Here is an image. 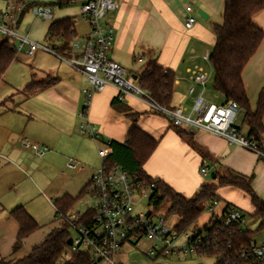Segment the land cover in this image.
Here are the masks:
<instances>
[{
  "label": "crops",
  "instance_id": "0c3cea01",
  "mask_svg": "<svg viewBox=\"0 0 264 264\" xmlns=\"http://www.w3.org/2000/svg\"><path fill=\"white\" fill-rule=\"evenodd\" d=\"M10 1L20 0H0V9H4ZM57 1L28 0L17 24L20 34L31 40L34 36L37 42L44 39L53 44L54 53L38 49L32 54L38 51L53 54L55 57H50L52 63L40 66L42 70L37 73L25 74L24 79L14 86L6 82L9 70L0 82V85H8V90L0 89V261L16 262L26 258L53 229L62 226V219L60 215L56 216L53 202L64 195L76 196L87 187L100 168L98 149L105 147L108 141L124 143L133 126L158 142L144 164L146 174L164 181L185 198L195 195L207 178L208 175L200 173L202 167L209 168L210 172L215 167H224L252 177L253 190L264 200V159L258 154L195 129L189 131L191 139H188L178 133V130L185 129L174 128L165 116L150 109L140 99L127 96L120 102L117 99L118 90L111 85L94 96L87 115L82 116L85 103L82 91L90 89L91 85L82 72L68 64L69 58L58 56L60 40L47 39L46 36L53 22L67 18L73 20L79 38L88 35L89 27L80 13L82 3L80 7L75 4L59 8ZM225 1L116 0L117 10L106 18V23L114 30V48L110 58L124 67L131 77L140 74L152 60L175 72L174 95L177 101L174 102L173 95L172 108L190 109L192 105L186 104L187 95L191 98L188 94L191 86L188 71L194 67L205 69L204 55L207 51L211 52L208 47H214L216 43L213 27L219 25V21L223 22ZM38 5L53 7V18L37 17L32 9ZM199 10L204 11L208 19L204 20L198 14ZM189 17H194L196 22L192 29L187 30L184 23ZM80 20L88 28L85 36L77 33L76 25ZM253 21L264 31V10L258 12ZM30 24L34 25L32 32L28 31ZM37 26L40 35L34 32ZM25 49L27 51V47ZM44 78H56L57 82L42 92L29 96L24 93V88L32 79ZM242 78L250 106L254 109L264 86V39L244 68ZM86 125L95 128L99 135L97 140L82 131ZM24 140L46 149L44 155L40 156L31 147H25ZM72 160L81 169H69L67 164ZM55 171L63 180V186L54 194H49L51 189L43 188V185L52 181ZM48 195H53L55 200ZM217 196L221 202L215 207L213 215L221 214L228 206L240 210L245 215L242 229L254 234V244H264L261 219L255 216L249 196L229 186L219 188ZM19 207L26 210L39 228L15 249L20 226L10 212ZM211 217L212 214L205 210L197 225H205ZM133 246L137 245H124L119 256L121 264H144L142 259L132 258Z\"/></svg>",
  "mask_w": 264,
  "mask_h": 264
},
{
  "label": "built area",
  "instance_id": "2783aa9c",
  "mask_svg": "<svg viewBox=\"0 0 264 264\" xmlns=\"http://www.w3.org/2000/svg\"><path fill=\"white\" fill-rule=\"evenodd\" d=\"M27 1H10L4 9H0V39H9L16 52L27 47L29 56L38 49L54 53V49L19 33L17 24ZM117 8L116 0H88L80 7L81 16L89 27V33L84 38L77 37L72 41V55L67 62L71 67L82 72L91 85L90 89L82 91L85 103L81 115L86 116L94 96L111 85L118 90L117 99L120 102H123L127 96L136 97L145 102L150 109L165 116L173 127L183 128L188 132L195 129L211 133L223 138L229 145L264 156L259 151L256 140L248 131L242 130L240 120L242 108L234 101L216 104L207 99L206 88L210 72L206 69L194 67L188 71V80L191 83L188 94L192 98L190 109L161 107L147 92L135 84L124 67L110 58L114 48V30L106 23V18ZM32 12L39 18L51 20L54 9L50 6L38 5L32 9ZM195 22L194 17H189L184 26L190 30ZM209 59L210 52L207 51L204 61L211 67ZM219 97L220 94L216 92L214 98ZM82 131L94 140L99 138L91 125L83 127ZM23 144L34 149L40 156H43L46 150L26 140ZM109 154L107 145L98 149L101 163L91 179L90 193L94 194L96 204L91 208L93 216L89 224L79 226L75 221L61 218L62 225L65 222L69 223L75 230L76 237H71L73 244L63 252L60 264L70 262L75 250L88 253L92 264H121L119 256L124 245H137L141 240L151 242V247L147 251V256L150 258L197 255L230 262L228 252L231 251L233 244L222 238V230L238 228L242 225L245 217L240 210L229 208L221 214L213 215L219 203H208L206 210L214 216L208 223L178 232L167 222L164 215L152 211H137L136 204L148 198L149 189H145L136 177L130 176L118 166H110ZM67 167L74 170L81 169L74 160L70 161ZM209 172L207 167H202L200 170L203 176L209 175ZM206 225H209L208 229L204 228ZM182 235L184 242L179 240ZM238 257L244 262L243 264H255V260L260 261L258 264H264V244H254L251 250H242Z\"/></svg>",
  "mask_w": 264,
  "mask_h": 264
},
{
  "label": "trees",
  "instance_id": "16d2710c",
  "mask_svg": "<svg viewBox=\"0 0 264 264\" xmlns=\"http://www.w3.org/2000/svg\"><path fill=\"white\" fill-rule=\"evenodd\" d=\"M87 1L58 0L56 6L64 8L75 4H85ZM262 10H264V0H226L222 15L223 22L213 27L216 43L210 52L209 61L215 75L213 89L222 96L224 101H234L242 108L241 127L247 128L249 135L256 140L259 151L264 154V86L258 94L255 108L252 109L242 78L244 68L264 39V31L253 21L254 16ZM46 38H58L61 42L57 49L58 56L70 58L72 41L77 38L73 20L67 18L53 22ZM12 45L9 39H0V82L17 58V52ZM135 76H137V85L147 92L156 104L173 109L171 104L176 87L175 72L164 69L152 60L146 64L140 74ZM56 82V78L32 79L24 88V93L29 96L42 92ZM178 133L188 139L191 137L190 133L184 130H178ZM106 145L110 150L109 165L118 166L130 176L136 177L145 189H149L147 199L150 210L148 211L158 212L160 207L168 202L169 207L165 217L167 219L171 215L178 219L174 225L178 232H184L197 226V221L206 210L207 204L221 202L217 196L218 189L227 186L237 188L249 196L255 208V216L261 219V229H264V200L260 199L253 190L252 177L241 175L228 168L215 167L213 168V173L216 175L214 182L202 185L195 195L185 198L164 181L154 179L144 171V164L156 149L158 142L141 129L133 126L124 143L108 141ZM260 157L264 159V156ZM90 188L91 183L76 196L64 195L56 199L53 202L56 216L60 215L63 220L69 219L74 206L90 193ZM229 208L233 207L228 206L225 210ZM10 216L20 226L14 246L18 249L23 240L35 232L39 226L23 207L10 212ZM92 216L93 211L90 209L80 215L75 223L79 226H86ZM209 225L204 228L208 229ZM69 229V223L65 222L61 227L53 229L42 243L34 246L26 258L16 262L2 259L0 264H60L63 252L71 248L67 244L71 237ZM222 238L233 244L231 251L228 252L230 262L226 263L219 259L215 261V264H243L244 262L238 256L242 250H251L254 245V234L249 230H243L240 226L222 230ZM254 263L258 264L260 261L255 260ZM66 264H92L91 256L75 250L72 260Z\"/></svg>",
  "mask_w": 264,
  "mask_h": 264
},
{
  "label": "rangeland",
  "instance_id": "374dc122",
  "mask_svg": "<svg viewBox=\"0 0 264 264\" xmlns=\"http://www.w3.org/2000/svg\"><path fill=\"white\" fill-rule=\"evenodd\" d=\"M38 1L39 2H47V0H38ZM77 6L80 7L79 4H77ZM221 22L222 21H219L218 24L221 25L222 24ZM33 26L34 25H32V24L29 25V27H28L29 32H32ZM76 28H77V33L80 36H85L87 34L86 32H88V28L82 20L77 22ZM38 30L39 29L37 26L34 29V32L37 35H40L41 33ZM33 41L37 42V40L34 36H33ZM41 42H43L44 45L47 47H51V48L53 47L52 43H49L44 39L41 41L39 40V43H41ZM208 48H209V51L213 50L212 46H209ZM51 56L55 57L53 54H48V53L43 52V51H38L32 56H29L27 54L26 49L23 50L22 52L18 51L16 60L13 62V64L8 69L9 72L6 76L7 84L14 86L16 84H19L24 79L25 74H27L29 76L31 74V72L37 73L38 71H41L42 67H40V66H47V65L52 63V59L50 58ZM203 66L207 71L210 72V77H209V81L207 83V88H206V97H207V99H209L213 103L221 104V102L223 100L221 95H220V97H221L220 99L214 98V95L216 94V91L213 89V82H214V78H215L214 71H213V69H211V67L209 65H207V63H204ZM134 82H135V84H137V81H134ZM0 89H1V91H6V90H8V85L2 84V85H0ZM186 91H187V89H186ZM186 91H185V94L187 95ZM176 101H177V96L174 95V102H176ZM186 104L188 106L192 105V100H191V98H188V95H187ZM242 130L244 132H246L247 128L243 127ZM211 173H213V172L211 171L210 174L207 176V178L204 179V181L202 182V185L211 184L214 182V180L211 177ZM57 174H58V172L55 171L53 174L52 181L49 183L45 182V185H43V188L45 186V187H48L51 189L52 192H50L49 194H54L59 188H61L63 186V180ZM147 192H148V194L150 193V191H147ZM48 196L50 199L55 200L54 197H52L53 195H48ZM93 196H94L93 193L86 194L84 196V198L74 206L73 211H72V215L69 217L71 219V221H75L77 219L76 218L77 215H83L87 212V210L89 208H93L95 206L96 199ZM168 207H169L168 202H165L160 207L158 214L165 216L167 211H168ZM136 209L139 212H147L148 210H150V208L148 206V199L145 198L143 201L137 203ZM167 222L171 226H174L178 222V219L176 217L169 215L167 218ZM69 233H70L71 237H76V232L72 227H70ZM179 240L181 242H184V235H182ZM150 247H151L150 241L141 240L139 242V244H137L136 247H134V246H133V248L130 247L132 249V253H131L132 258L142 259L144 264H215V261H216V259L214 257L197 256V255L191 256V257L172 256V257H168V258L161 257L159 259L150 258L147 256V251Z\"/></svg>",
  "mask_w": 264,
  "mask_h": 264
},
{
  "label": "water",
  "instance_id": "95a60500",
  "mask_svg": "<svg viewBox=\"0 0 264 264\" xmlns=\"http://www.w3.org/2000/svg\"><path fill=\"white\" fill-rule=\"evenodd\" d=\"M198 14H199L204 20L208 19V16L206 15V13H205L204 11L199 10V11H198ZM132 78H133L134 81L137 80V77H136V76H133ZM211 177H212L213 180H215V179H216V175H215V173H211ZM67 244H68L69 246H72V244H73V240H72L71 237L68 239Z\"/></svg>",
  "mask_w": 264,
  "mask_h": 264
}]
</instances>
